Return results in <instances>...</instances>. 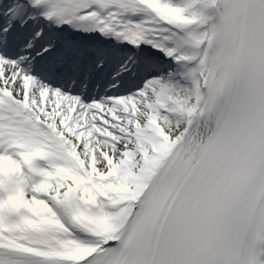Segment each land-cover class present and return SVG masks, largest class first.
<instances>
[{"label": "snow or ice", "instance_id": "snow-or-ice-1", "mask_svg": "<svg viewBox=\"0 0 264 264\" xmlns=\"http://www.w3.org/2000/svg\"><path fill=\"white\" fill-rule=\"evenodd\" d=\"M0 264H264V0H0Z\"/></svg>", "mask_w": 264, "mask_h": 264}]
</instances>
